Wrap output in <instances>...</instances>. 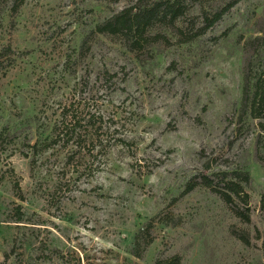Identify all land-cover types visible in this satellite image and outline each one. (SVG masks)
<instances>
[{
  "label": "rangeland",
  "instance_id": "rangeland-1",
  "mask_svg": "<svg viewBox=\"0 0 264 264\" xmlns=\"http://www.w3.org/2000/svg\"><path fill=\"white\" fill-rule=\"evenodd\" d=\"M129 2L0 4V131L17 136L0 149V264H264V108L240 109L243 45L264 30V0H241L204 35L139 58L102 36L82 46ZM197 14L183 22L196 27ZM261 44L250 84L264 70ZM64 105L109 128L83 170L65 150L33 156L22 143L48 137ZM203 172L248 175L234 198L248 222L201 185Z\"/></svg>",
  "mask_w": 264,
  "mask_h": 264
},
{
  "label": "trees",
  "instance_id": "trees-1",
  "mask_svg": "<svg viewBox=\"0 0 264 264\" xmlns=\"http://www.w3.org/2000/svg\"><path fill=\"white\" fill-rule=\"evenodd\" d=\"M240 1L218 0L210 6H204V2L197 4L199 0H130L127 5L95 24L83 39L82 46L90 39L102 36L119 41L128 52L139 58V53L155 44L169 45L171 37L175 38V43L184 44L204 35L229 9ZM1 3L2 0H0ZM195 7L198 9L199 18L196 27L195 24L183 22L184 17L189 15ZM258 33L259 36L246 41L243 45L241 115L247 111L252 113L264 108V92H261L258 86L260 76L262 75L264 78V70L261 71L256 82L250 84L249 79L255 51L264 42V30H259ZM101 122L102 119L99 114L81 116L72 110V105H64L58 114V120L50 129L48 137L42 141L36 140L32 144L29 139H23L22 143L30 149L33 156L55 147L56 151L65 150L67 153L66 161L74 163V158L77 156L78 165L81 167L79 169L83 170L88 160L95 157L104 144L109 146V139L107 138L109 128L102 127ZM3 137L6 139L4 143L16 147L14 144L15 139H17L16 134H10L8 127H5L0 131V149L3 145ZM119 141L115 140V142ZM8 149L6 148L4 153ZM24 156L28 158L27 154ZM30 164L31 167H34V160H31ZM73 165L77 169L76 164ZM207 169L208 167L205 168V171ZM213 179L217 181L216 185L212 184ZM231 179H235L236 182H232ZM247 181L248 175L241 172L230 174L217 172L210 176L205 175V172L201 174V185L210 189L235 217L245 222H248V217L236 205L234 198L240 200L241 196H244L238 183H246ZM229 185L233 188H230ZM14 222H21V214L17 215ZM150 227H152L151 221L146 224L147 229ZM229 231L233 237L248 245V239L243 232L235 230L232 226ZM140 235L141 232L139 231L135 238H139ZM150 242H146L143 249ZM131 255L140 258V253L133 252ZM174 264H178L177 258Z\"/></svg>",
  "mask_w": 264,
  "mask_h": 264
}]
</instances>
